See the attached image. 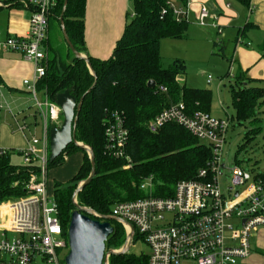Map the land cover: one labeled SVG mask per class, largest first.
I'll list each match as a JSON object with an SVG mask.
<instances>
[{
	"label": "trees",
	"instance_id": "1",
	"mask_svg": "<svg viewBox=\"0 0 264 264\" xmlns=\"http://www.w3.org/2000/svg\"><path fill=\"white\" fill-rule=\"evenodd\" d=\"M131 1L132 15L109 58L87 56L86 61L75 56L61 30L69 60L59 64L57 49L48 43V36L44 43L46 70L37 82L40 93L51 101L65 89L77 101L82 97L75 138L91 148L95 175L78 191L75 198L79 205L101 215H107L117 202L147 195L139 188V184L150 175L153 177L152 195L172 196L178 181L195 178L199 169L206 167L211 160L210 146L182 125L166 123L156 132L147 128V123L163 108L179 101L184 103L190 115L197 111L209 112L211 90L181 85L178 82L179 75L184 71L181 61L174 60L168 67L161 64L160 41L163 38L183 37L188 20L177 21L167 0ZM85 2L67 0L63 14L66 34L79 53L85 51ZM63 5L64 0H57L49 18V26L51 19L56 20L60 26L59 16ZM163 10L165 13L161 14ZM50 52L51 58L48 56ZM149 80L155 81L153 88L147 85ZM161 88H166V91ZM231 93L235 110L233 119L239 125L245 122L250 124L239 146L241 150L261 131L258 124L261 121L264 87L232 86ZM112 111L122 113L128 129L126 152L132 161L128 169L123 168V160L110 157L104 149V120ZM69 149L81 151L83 158L78 170L67 183L53 182L52 194L63 229L68 226L71 212L75 208L73 194L78 182L86 179L91 170L87 151L74 143L67 145L59 156L48 162L47 167L63 164L62 155ZM33 167L12 164L9 155L0 158V203L26 194L25 184ZM109 221L113 232L108 236L105 246L116 248L124 240V228L115 220ZM108 263L148 264V254H110Z\"/></svg>",
	"mask_w": 264,
	"mask_h": 264
},
{
	"label": "built area",
	"instance_id": "2",
	"mask_svg": "<svg viewBox=\"0 0 264 264\" xmlns=\"http://www.w3.org/2000/svg\"><path fill=\"white\" fill-rule=\"evenodd\" d=\"M25 2L32 8L27 30L0 38V56L17 52L34 63V77L24 79L23 84L33 98L41 127L38 135L35 130L30 131L26 145L17 150L23 157L22 164L34 167L25 184L26 194L3 204L7 220L0 227V264H65L67 230L63 229L47 180L49 130L60 124L61 109L47 96L39 97L37 88L46 70L44 43L57 0ZM169 7L177 21L188 19V4ZM164 13L165 10L161 14ZM208 17V10L202 7L198 24L205 25ZM238 41L241 42L240 38ZM210 80L209 75L207 81ZM170 122L182 125L210 146L211 160L207 166L199 169L195 178L178 181L173 195L168 197L152 195L153 177L147 176L139 184L147 195L117 202L107 215L92 209L90 216L101 221L104 216L109 217L123 226L125 242L114 251H124L128 246V252L136 235L143 239L150 249L148 264H245L251 251V232L264 226V172L251 173L238 165L228 168L231 183L224 194L218 180L225 167L221 153L229 121L205 111L190 115L179 101L163 108L147 123V128L156 132ZM17 129L25 131L28 125L17 123ZM104 139L106 154L123 160L124 169L130 168L132 161L126 152L128 129L121 112L112 111L105 117ZM9 151L0 145V158L9 155ZM241 185L245 186L243 190L237 188Z\"/></svg>",
	"mask_w": 264,
	"mask_h": 264
},
{
	"label": "crops",
	"instance_id": "3",
	"mask_svg": "<svg viewBox=\"0 0 264 264\" xmlns=\"http://www.w3.org/2000/svg\"><path fill=\"white\" fill-rule=\"evenodd\" d=\"M180 2L182 7L188 4L185 35L189 29L205 35L219 33L220 29L224 37L226 33L235 35V40L240 38L242 41V44L235 45L231 55L232 64L238 73L243 74L238 79L248 78L264 82V0H180ZM0 3V38L24 34L32 8L25 0H0ZM202 7L209 13L205 25L197 22L198 12ZM132 12L131 0H86L83 31L85 51L81 55L98 59L109 58ZM248 36H252V44L244 41L249 38ZM34 74V63L26 60L20 53L7 52L0 56V145L3 148L9 150L23 148L29 132L34 130L33 125L38 124L33 98L23 84L24 79H32ZM178 82L180 83L179 79ZM21 88L31 96L28 99V102H31V110L26 109V102H18L20 98L16 96L15 91L22 90ZM233 115L219 118L227 119L230 123ZM23 122L28 125V129L20 131L17 129V123ZM82 158V152L75 151L67 155L63 164L51 170L50 177L53 179L48 182L49 193H52L56 173L65 168L69 174L68 178H72ZM6 220L7 212L3 204H0V227L6 224ZM250 247L251 251L245 264H264V226H258L251 232Z\"/></svg>",
	"mask_w": 264,
	"mask_h": 264
},
{
	"label": "rangeland",
	"instance_id": "4",
	"mask_svg": "<svg viewBox=\"0 0 264 264\" xmlns=\"http://www.w3.org/2000/svg\"><path fill=\"white\" fill-rule=\"evenodd\" d=\"M169 4L179 7L180 0H167ZM180 2V4H179ZM132 13L130 14L131 17ZM218 30V29H217ZM219 33H213L205 35L190 29L187 34L181 38H165L161 41L160 53L162 57V66L168 67L174 60H179L184 65V72L179 75V81L181 84H185L189 87H206L211 90L212 100L210 107V114L215 117L227 118L235 113L233 107V98L231 88L240 86H260L264 87V82H257L249 80L248 78L238 79L236 76L243 75L238 73L237 68L232 64V53L236 44H242L235 40V35H229L226 33V37L223 36L222 30H218ZM233 34V33H232ZM49 44H52L57 49V56L59 64L69 59L66 57L68 52L66 49L65 41L61 34V28L56 20H50V26L48 30ZM244 40L251 43V37ZM237 41V42H236ZM253 43V42H252ZM251 43V44H252ZM47 47V46H46ZM255 47V45L253 46ZM51 58L52 53H48ZM185 61V62H184ZM211 76V80L207 81V77ZM22 90L15 91L16 96L20 99L18 102H26V109L31 110V102L28 99L31 98L30 94ZM39 97L43 99L39 92ZM31 106V107H30ZM261 131L256 135L255 139L251 143L246 144L244 148L239 150V146L243 143L245 132L250 127V124L245 122L244 125H239L234 119H231L227 132L223 149L221 153V163L225 166L221 169L219 175V186L224 194H227V188L230 186L231 178L228 168H232L234 165H238L243 169L255 173L264 170V101L261 105ZM36 112V110H35ZM38 117V116H37ZM62 116L60 117V123ZM38 124H34L35 134H39L41 121L38 118ZM70 150V149H69ZM73 150L64 152L63 159L67 155L71 154ZM73 151L72 153H74ZM10 162L15 165H20L23 162V157L17 153L16 149H10L9 151ZM89 156V155H88ZM57 166L47 168V180L52 181L50 177L51 170ZM50 169V171L48 170ZM67 169H62L61 172L56 173L55 181L61 183H67L71 178H68ZM67 177V178H66ZM81 182V181H80ZM79 183V182H78ZM245 186H237V188L243 190ZM53 190V188H52ZM53 192V191H52ZM53 195V194H52ZM54 197V196H53ZM16 197L14 199H17ZM11 200V199H9ZM8 200L1 202L5 204ZM66 228V229H65ZM67 227H64L66 232ZM9 236H13L9 233ZM67 237V232H66ZM123 241L120 246L116 248L105 246V252L108 250L119 249L125 242V230ZM150 251L146 242L136 235L132 239V243L128 249L129 253L136 255L148 254ZM67 250H65V253ZM109 257V256H108Z\"/></svg>",
	"mask_w": 264,
	"mask_h": 264
},
{
	"label": "water",
	"instance_id": "5",
	"mask_svg": "<svg viewBox=\"0 0 264 264\" xmlns=\"http://www.w3.org/2000/svg\"><path fill=\"white\" fill-rule=\"evenodd\" d=\"M67 0H64L62 12L59 16L60 26L66 44L73 54L87 61V57L81 55L71 44L63 26V14ZM147 85L151 88L155 86L154 80H149ZM56 104L61 109L62 121L59 125L51 126L49 130V157L52 162L59 156L67 145H75L85 149L89 155L91 170L86 179L82 180L76 187L73 194L74 210L71 212L67 226L68 252L65 255V264H107V254L125 253L124 251L108 250L105 252V242L113 232V227L109 220H114L104 216V221L93 218L92 209L81 206L75 200V196L95 175L94 154L88 145L80 143L75 138V126L78 112L81 106L82 97L77 101L76 97L65 89L55 96ZM116 221V220H115ZM133 232V228H131ZM131 234L128 235V239Z\"/></svg>",
	"mask_w": 264,
	"mask_h": 264
}]
</instances>
